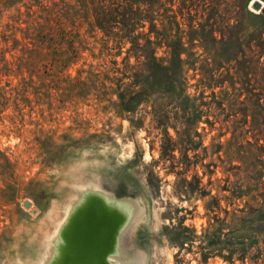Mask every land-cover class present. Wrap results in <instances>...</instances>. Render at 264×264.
<instances>
[{"label":"rangeland","instance_id":"1","mask_svg":"<svg viewBox=\"0 0 264 264\" xmlns=\"http://www.w3.org/2000/svg\"><path fill=\"white\" fill-rule=\"evenodd\" d=\"M183 5L177 0L175 8ZM260 11L252 0H233L220 11L193 10L195 17L187 11L179 14L187 47L183 56L194 62L186 65L189 83L182 97L150 94L121 99L117 81L104 76L123 75L112 70V59L123 68L131 42L121 54H108L102 33L95 36L87 26L81 30L85 40L80 57L69 66L41 65L32 74L26 67L19 73L14 64V70L3 74L0 264H49L64 220L91 189L130 202L120 264H263L244 256L246 244L230 232L235 176L228 167L232 158L240 157L228 154L233 128L225 117L230 110L215 101L233 94L251 102L260 98L264 90L256 60L263 48L257 44L262 32L250 30L254 45L246 46L240 60L234 59V48L213 42L211 32H205V45L199 39L196 44L188 41L196 34L190 27L193 19L197 29L200 22H209L207 30L215 29L221 37L229 22L247 26L254 19L250 12ZM10 13L0 18L1 29L14 22ZM224 52L234 58L222 62L221 82L208 78ZM11 53L21 51L7 52L9 58ZM95 73L100 79L95 80ZM18 90L25 94L18 95ZM128 103L130 109H125ZM240 117L245 121L247 114ZM247 135L252 141L259 136L254 131ZM25 201L31 204L26 206ZM237 201L243 206L246 199ZM232 250L234 257L229 258Z\"/></svg>","mask_w":264,"mask_h":264},{"label":"trees","instance_id":"2","mask_svg":"<svg viewBox=\"0 0 264 264\" xmlns=\"http://www.w3.org/2000/svg\"><path fill=\"white\" fill-rule=\"evenodd\" d=\"M176 1L169 0L170 5L167 6V0H0V18L5 12L13 11L9 18L14 20L8 21L6 28H0V81L3 74L14 70V64L19 73L26 67L32 74L41 65L48 69L69 66L80 57L85 40L81 30L87 26L86 30L95 36L102 33L103 50L108 54H121L127 42H131L123 68L118 66L117 58L112 59L115 64L112 70L123 72V75L104 76L117 81L121 99L150 94L185 96L189 83L186 65L194 62L183 56L187 47L179 14L184 16L187 11L188 16L195 17L193 10L213 11L217 8L220 11L233 0H182L184 5L179 10L175 8ZM261 10L250 12L254 19L247 26H240V21L229 22L228 30L222 31L221 37L217 36L215 29L207 30L209 22H200L201 28L197 29L193 19L190 27L196 34L189 37L190 43L196 44V39H199L205 45L203 37L207 31L211 32L213 42L228 44L237 51L233 54L235 58L224 52L221 62H218L220 66L208 78L221 82L222 62L244 57L246 46L252 48L254 45L255 37L249 33L250 30H261L262 38H258L257 44L263 48L256 61L261 68L260 80L264 90V7ZM163 47L165 49L161 53ZM114 48L119 49L114 53ZM13 50L21 53H11L9 58L7 52ZM132 56H135V62L131 61ZM94 77L98 80L101 75L95 73ZM125 77L131 81H125ZM163 85L168 86V90H164ZM110 90L115 92L113 87ZM23 91L18 90L17 94H25ZM213 94L218 96L215 90ZM0 96H4L3 91H0ZM215 101L220 108L228 107L230 110L225 117L233 128L228 154L240 157L232 158L228 167L235 176L231 182L234 206L230 212V232L246 244L244 256L249 255L264 264V91L255 102L237 94ZM227 101L228 106L225 105ZM126 105L125 109H130V104ZM242 113L247 114L245 121L240 117ZM253 131L259 134L256 141L247 135ZM235 159L239 162H234ZM240 199H246L243 206L237 201ZM253 247L255 250H250ZM234 253L232 250L228 257L233 258Z\"/></svg>","mask_w":264,"mask_h":264},{"label":"water","instance_id":"3","mask_svg":"<svg viewBox=\"0 0 264 264\" xmlns=\"http://www.w3.org/2000/svg\"><path fill=\"white\" fill-rule=\"evenodd\" d=\"M252 5L264 7L261 0H252ZM131 214L124 196L94 189L84 192L61 226L49 264H120L121 235Z\"/></svg>","mask_w":264,"mask_h":264}]
</instances>
